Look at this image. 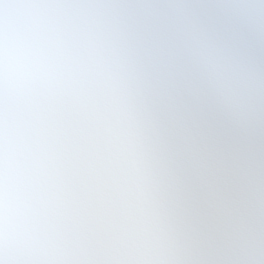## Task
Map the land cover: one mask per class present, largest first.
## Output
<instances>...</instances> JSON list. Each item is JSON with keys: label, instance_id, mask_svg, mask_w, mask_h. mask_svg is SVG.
Here are the masks:
<instances>
[{"label": "clouds", "instance_id": "1", "mask_svg": "<svg viewBox=\"0 0 264 264\" xmlns=\"http://www.w3.org/2000/svg\"><path fill=\"white\" fill-rule=\"evenodd\" d=\"M0 264H264V0H0Z\"/></svg>", "mask_w": 264, "mask_h": 264}]
</instances>
